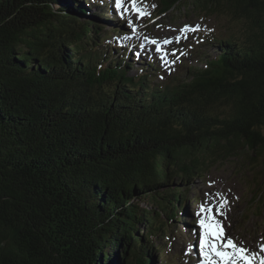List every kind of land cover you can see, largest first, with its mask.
<instances>
[{
  "label": "trees",
  "instance_id": "trees-1",
  "mask_svg": "<svg viewBox=\"0 0 264 264\" xmlns=\"http://www.w3.org/2000/svg\"><path fill=\"white\" fill-rule=\"evenodd\" d=\"M84 1L0 0V264H154L191 181L246 153L264 162V0H159L157 14L243 25L203 35L216 56L162 84L104 40L108 0Z\"/></svg>",
  "mask_w": 264,
  "mask_h": 264
},
{
  "label": "rangeland",
  "instance_id": "rangeland-1",
  "mask_svg": "<svg viewBox=\"0 0 264 264\" xmlns=\"http://www.w3.org/2000/svg\"><path fill=\"white\" fill-rule=\"evenodd\" d=\"M89 1L91 0L85 3L88 8ZM110 2L113 3H110L114 11L112 17L121 22L125 29L120 36L115 37L113 29L116 28L107 21L115 20L110 16L102 18L98 24L102 28L104 40L110 46L130 44L135 56L138 57L139 54L146 63L154 65V69L160 71V75L157 73L154 79L158 84L178 75L180 79L188 80L189 65L203 69L216 56L215 49L203 45V35L206 33H239L243 29L241 23L226 15H199L188 13L187 10H182L178 18L172 11L157 14L159 0H141V9L147 13L143 17L130 10V0H123L120 10L116 9L115 0ZM94 9L90 8L86 14H94ZM105 10L103 8L101 12ZM120 12H124L123 19ZM185 14L188 16L184 17ZM186 25L192 28L199 26V30L184 32L182 30ZM151 40L156 43H151ZM165 40L169 43L165 44ZM160 43L163 44L162 49L157 51ZM130 74L139 75L136 69L131 70ZM254 159V155L246 153L242 158L221 162L201 178L191 181L186 187L189 189V215H185L183 224L180 220L175 224L173 242L167 244L166 251L157 255L154 264H192L195 259L190 257L191 249L195 246L200 250L199 240L203 234L200 221L205 215L211 217L213 214L223 225L226 238L230 237L237 245L256 252L255 262L260 261V257L264 256V251H261L264 248V213L259 215V211L250 204V199L255 191V184L261 183L264 203V162ZM198 201L201 205L211 207L212 212L202 213ZM224 201H227V205L222 209L224 215H221L220 205Z\"/></svg>",
  "mask_w": 264,
  "mask_h": 264
},
{
  "label": "snow or ice",
  "instance_id": "snow-or-ice-1",
  "mask_svg": "<svg viewBox=\"0 0 264 264\" xmlns=\"http://www.w3.org/2000/svg\"><path fill=\"white\" fill-rule=\"evenodd\" d=\"M132 7L135 12L143 17L145 13L142 9L137 7V0H131ZM123 4V0H115V7L120 10ZM123 16L124 12H120ZM199 26L192 28L190 26H185L182 30L184 32L197 31ZM151 43L155 44L156 41L153 40ZM165 44L169 41L165 40ZM161 49L157 48V51ZM227 205V201H224L220 205L221 215H224L223 208ZM202 213L212 212L211 207H206L204 204L201 205ZM201 228L203 229V234L199 240L200 253L203 257L204 264H255V259L257 256L256 252H250V250L237 245V243L230 237L226 238L225 230L223 225L216 220L215 215L211 217L205 215V218L200 221ZM264 251V248L261 249ZM260 264H264V256L260 257Z\"/></svg>",
  "mask_w": 264,
  "mask_h": 264
},
{
  "label": "bare ground",
  "instance_id": "bare-ground-1",
  "mask_svg": "<svg viewBox=\"0 0 264 264\" xmlns=\"http://www.w3.org/2000/svg\"><path fill=\"white\" fill-rule=\"evenodd\" d=\"M113 7V6H112ZM120 25H121V22H120Z\"/></svg>",
  "mask_w": 264,
  "mask_h": 264
}]
</instances>
